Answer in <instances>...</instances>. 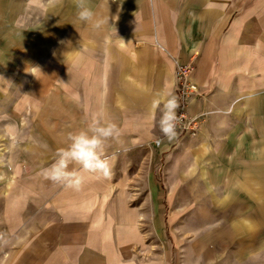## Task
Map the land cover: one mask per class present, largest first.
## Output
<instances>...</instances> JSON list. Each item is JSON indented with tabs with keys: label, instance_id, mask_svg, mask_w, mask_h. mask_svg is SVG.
Masks as SVG:
<instances>
[{
	"label": "rangeland",
	"instance_id": "rangeland-1",
	"mask_svg": "<svg viewBox=\"0 0 264 264\" xmlns=\"http://www.w3.org/2000/svg\"><path fill=\"white\" fill-rule=\"evenodd\" d=\"M116 1L89 0L96 14L100 4L113 14L104 31L123 35L100 37L77 18L73 0H0V115L9 117L0 119V264H264L263 102L245 109V115L233 114L237 104L225 109L211 145L197 138L206 124L204 111L192 114L199 117L193 134L169 142L159 130L160 111L153 113L146 104L152 101L141 97L154 90L139 68L148 53L134 51L125 52L130 68H121L131 73L134 67L146 83L142 95L114 100L110 59L102 99L92 94L85 100V58L75 54L84 44L109 46L122 39L130 48L143 43L129 35L132 20H116ZM257 1L235 5L222 31ZM257 21L252 37L237 42L254 63L260 56L250 52L249 43L264 44V23ZM155 54L158 67L167 70L166 54ZM217 56L221 64L222 51ZM188 65L195 70L194 62ZM39 76L47 77L41 86L35 85ZM197 96L198 86L191 101ZM101 115L123 132L106 149L113 158L111 177L87 175L79 191L45 180L43 172L66 146L68 133ZM29 146L36 147L32 154ZM65 245H73V252Z\"/></svg>",
	"mask_w": 264,
	"mask_h": 264
},
{
	"label": "crops",
	"instance_id": "crops-1",
	"mask_svg": "<svg viewBox=\"0 0 264 264\" xmlns=\"http://www.w3.org/2000/svg\"><path fill=\"white\" fill-rule=\"evenodd\" d=\"M249 4L253 6L252 0H238L237 3H234V0L116 1L115 9L118 11L116 14L119 17L116 20L120 23L124 20H132L130 28L132 33L129 35L137 38L138 41H143V43L142 45H133L130 48L128 46L126 48L122 39H117L116 44H109V46L97 44L87 48L84 44V50L75 53L79 56L83 55L85 58L83 68L84 74H86L84 76V99L89 100L92 94L98 96L99 100L102 99V90L107 85L105 72L110 59L114 60V64L110 66V69L112 68L111 72H109L111 73L109 79L115 87H113L114 100L124 101L126 99L127 101L132 94L135 95L134 97L142 95L140 86L146 83L140 80L139 74H135L134 67L131 68V73L121 68L130 65V61L125 60V52L148 53L147 59L139 64V68L144 70L143 73L148 74L150 82H153L154 90L147 94L148 96L146 95V99L145 96H141L143 100L150 99L152 101L166 86L168 90L173 92L175 66H183L194 62L196 68L192 73V81L197 84L200 96L191 101L190 111L191 114L202 111L208 113L206 124L200 128L197 138L202 145H206V143L211 145L220 133L221 126L217 118L229 106L237 104L233 111L235 116H238L242 111L245 115V109H255V103L259 105V108L260 101L263 102L264 109V101L261 100L264 94V66L262 64L264 62V44H259L258 41L260 40H252L249 43V46L251 45L250 52L253 51L254 54L260 56L257 63L250 60L253 57L251 55L248 57L247 48L242 51L239 48L240 44H237L239 40H248L252 37V23L257 18H259V23L257 21L256 24L262 27L264 23V0L256 2V6H260L261 11L256 6L251 7L252 9L250 8L234 20L232 27H229L226 33L222 31L225 30L231 16L235 13L233 9L235 5H244L245 8ZM100 6L97 16L106 19L108 22L114 20L113 14L108 10H105L108 11L105 12L103 4H100ZM236 10L239 11L240 9ZM255 16L257 17L255 18ZM96 30L99 31L97 36L100 37L120 35L115 31L105 32L103 26ZM262 37L264 38V34ZM137 46L141 49H137ZM257 47L260 49L258 52L255 50ZM221 51L222 57H224L220 64L216 53H221ZM155 52L166 54L167 70L165 67H158L157 61L154 60V58L156 59ZM97 54L100 55L101 60L94 59ZM57 58L56 49L52 58L55 65ZM79 59L72 58V62L79 63ZM90 77L93 78L92 81ZM46 78V76H39L35 85L45 84ZM130 78L132 81H129ZM88 79L90 80L89 83ZM118 80H122L121 83H124L126 87L120 86V83H117ZM123 93H125L124 99L121 95ZM128 93H130V96H127ZM146 104L148 107L151 105L149 102H146ZM255 113L253 112V114ZM28 148L31 154L36 149V147L31 148V146ZM29 156L31 155L29 154ZM239 182L242 189H244V183ZM4 191H6V187L3 189ZM65 250L73 252V245H68ZM20 255L24 254L20 253ZM84 258H86V254H84ZM83 264H88V261L85 260Z\"/></svg>",
	"mask_w": 264,
	"mask_h": 264
},
{
	"label": "clouds",
	"instance_id": "clouds-1",
	"mask_svg": "<svg viewBox=\"0 0 264 264\" xmlns=\"http://www.w3.org/2000/svg\"><path fill=\"white\" fill-rule=\"evenodd\" d=\"M76 7L77 18L90 25L92 29H100L107 20L97 17L89 6V0H73ZM177 96L167 86L152 100L153 113L157 110L161 115L158 121L159 130L163 138L171 142L176 139L177 109L179 108ZM0 119H9L5 113ZM122 128L111 119H104L103 115L92 119H85L84 126L76 131L69 132L67 144L56 151V158L47 167L43 176L53 184H59L74 191L81 190L87 175H94L98 179H108L112 175V157L106 154L111 141L119 142ZM162 140L157 138L156 143ZM78 166V167H74ZM4 179L0 176V180Z\"/></svg>",
	"mask_w": 264,
	"mask_h": 264
},
{
	"label": "built area",
	"instance_id": "built-area-1",
	"mask_svg": "<svg viewBox=\"0 0 264 264\" xmlns=\"http://www.w3.org/2000/svg\"><path fill=\"white\" fill-rule=\"evenodd\" d=\"M191 72H193L192 65H178L174 70V92L180 105L177 109V117L179 121L177 124V137L186 134H193V132L198 127L199 117L193 116L188 110L191 99L197 93L196 84H194V82L189 79ZM155 144L158 145L156 142Z\"/></svg>",
	"mask_w": 264,
	"mask_h": 264
}]
</instances>
